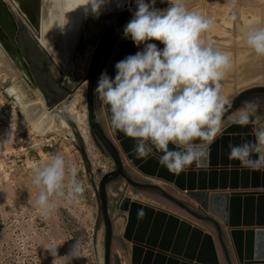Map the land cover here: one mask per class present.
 Masks as SVG:
<instances>
[{"label": "rangeland", "instance_id": "obj_1", "mask_svg": "<svg viewBox=\"0 0 264 264\" xmlns=\"http://www.w3.org/2000/svg\"><path fill=\"white\" fill-rule=\"evenodd\" d=\"M237 1L241 3H234L230 10L225 9L223 0H213L210 5L206 0H172L137 10L164 17L185 40L189 58L188 82L178 90L174 115L190 134L203 128L241 92L264 86V0L263 5L253 7L259 17L249 26H244L241 19L242 9L247 6L244 3L258 2ZM7 4L18 18L19 45L50 109L56 111L58 101L64 97L77 99L84 133L75 131L66 115L68 129L52 120L44 132L36 130V125L24 114L25 106L39 103L34 90L21 76L17 81L0 76V264H104L105 228L97 191L101 179L112 172L115 165L91 136L87 120V84L82 83L92 51L115 15L86 21L72 56V69L64 72L38 43L32 28L14 6ZM248 9L246 14L251 20L254 11ZM223 16L233 18L234 28L223 26ZM220 29L232 34L224 37ZM139 30L158 32L167 39L173 73L178 60L163 28L151 22H130L118 32L117 38L120 40ZM238 36L244 38L240 46ZM187 38L192 41L191 50L187 47ZM238 51H244L242 57ZM226 89L230 90L227 94ZM49 111L43 115L52 113ZM98 115L101 118V112ZM241 116L245 120L250 116L256 120L260 138V125L264 124L263 98H255L247 109L242 108L230 116L218 134ZM69 134L72 139L68 138ZM172 134L177 143L184 145ZM22 145L27 149L21 150ZM261 146L264 149V144ZM123 162L132 180L158 185L192 210L206 215L198 211L199 205L174 186L143 176L125 158ZM107 192L114 235L110 264H130L132 245L124 239L127 213L120 209L128 197L212 231L207 222L198 220L157 190L135 188L119 178L108 183Z\"/></svg>", "mask_w": 264, "mask_h": 264}, {"label": "water", "instance_id": "obj_2", "mask_svg": "<svg viewBox=\"0 0 264 264\" xmlns=\"http://www.w3.org/2000/svg\"><path fill=\"white\" fill-rule=\"evenodd\" d=\"M13 1L38 43L49 53V48L40 41L43 0ZM129 3L124 7L128 8ZM114 15L115 19L92 51L82 83L87 84L91 136L115 165L114 170L101 179L97 191L105 228L104 264L111 263L114 236L107 185L119 178L135 188L159 191L198 220L207 222L212 229L208 232L163 209L128 197L120 209L127 213L124 239L132 245L130 264H264V156L256 120L250 117L248 122H233L218 134L230 116L242 108L247 109L255 98L264 99V86L241 92L203 128L190 134L174 115L178 89L189 69L182 34L153 12L134 10ZM136 21L151 22L163 28L177 55L178 65L163 93L159 91V81L167 54V39L159 33H136L121 42L117 38L126 24ZM18 32L17 16L5 0H0V48L18 74L31 89L41 93L50 108L24 57ZM114 49L116 54L109 60ZM107 65L110 70L106 72L107 84L100 101ZM67 100L72 101L68 97L58 101V108ZM65 114L73 124L71 114ZM172 133L184 145L177 143ZM123 158L143 176L172 185L189 196L199 205L198 211L206 215L192 210L158 185L132 180Z\"/></svg>", "mask_w": 264, "mask_h": 264}, {"label": "bare ground", "instance_id": "obj_3", "mask_svg": "<svg viewBox=\"0 0 264 264\" xmlns=\"http://www.w3.org/2000/svg\"><path fill=\"white\" fill-rule=\"evenodd\" d=\"M128 1H130L129 7L125 8L124 4H126ZM168 1L170 2L172 0H43V18H42L43 36L40 39V41L44 46L49 48L48 50L49 53L54 57L55 61L57 62V65L60 66L62 71L65 72L72 69V56L85 20L95 17L105 16V15L119 14L126 11L141 10L148 8L150 6H158L165 2L168 3ZM211 1L213 0H206L205 3L209 4L211 3ZM223 1H225L226 3L224 7L227 10H230L234 6V3L235 4L241 3L237 0H223ZM9 2L14 6L16 11L19 12L17 4L13 0H9ZM253 2H258V4L252 3V1L250 3L243 2L245 5H247L246 7L244 6V8L242 9L241 19L244 22L243 24H245L244 26H249L250 24H253L256 20H258L259 17L258 14L255 15V13H257V10L256 9L254 10L253 7L260 6V4L263 3V0H256ZM248 8L249 9L251 8L254 11V13H252L253 18L251 20L246 14V10ZM155 14L158 15L157 13ZM214 20H216V17L214 18ZM222 23L223 26H225L226 28L227 27L234 28L233 18L224 17L222 18ZM171 25L173 26L172 23ZM222 29L219 30V32L220 31L222 32V36L227 37L232 34V32L230 31L224 33L225 31H222ZM243 40L244 38L240 37L237 41L238 42L237 44L239 46L242 45ZM186 43H188L187 47L189 48V50H191L193 48L192 41L188 40V42ZM242 54H244V51H238L239 57L240 56L242 57ZM82 66L85 67L86 65L82 64ZM0 76L5 78H11L13 81H17V79H19L20 76L18 72L14 69V67L11 65V63L8 61L7 56L5 55V53L1 48H0ZM187 80L188 79L184 80L182 84L185 85ZM229 92H230L229 89L225 90V94ZM34 94L36 95V98L38 99L39 103L25 106L24 114L32 124L36 125L35 126L36 130H38L39 132H44L52 123V120L57 122L62 128L68 129L67 126L70 127V125L66 120L65 112H69L71 114V120L73 124H75L73 125L74 128L76 129L75 131L77 132L80 131L84 133L81 128L83 121L81 119V115L78 112L77 99L72 100L70 102H68L67 100L65 103L61 105L60 109L58 108L55 111V110H51L50 108L46 109V107L44 106L45 104L42 95L38 90L34 91ZM48 110H50L52 113L43 115ZM70 132L71 133L74 132L73 128L72 130H70ZM68 138L72 139V135L69 134ZM263 156H264V150H263Z\"/></svg>", "mask_w": 264, "mask_h": 264}, {"label": "crops", "instance_id": "obj_4", "mask_svg": "<svg viewBox=\"0 0 264 264\" xmlns=\"http://www.w3.org/2000/svg\"><path fill=\"white\" fill-rule=\"evenodd\" d=\"M136 33H158V32H151V31H137V32H134V33H130L129 35H126V36H123L119 42L123 41L124 39L130 37L131 35L133 34H136ZM116 54V50L114 49L110 54H109V60H111ZM171 51L169 49V46L167 47V54H166V59H165V62H164V65H163V68H162V73H161V76H160V81H159V91L160 93L165 90V85L167 83V80L168 78L170 77V75L172 74V60L171 59ZM109 62V61H108ZM110 70L108 65L106 66V69H105V73H104V76H103V79H102V84H101V92H100V101L104 98L103 95H104V87H105V84L106 83V72ZM242 118L241 119H238L237 121H234V122H238V121H246L248 122L247 120L249 119H246L241 116ZM251 117V116H250ZM260 133H261V142L260 144H264V124L260 125ZM264 150V149H263ZM204 228V227H202ZM205 229V228H204ZM207 230V229H206ZM208 232H212L210 230H207Z\"/></svg>", "mask_w": 264, "mask_h": 264}, {"label": "built area", "instance_id": "obj_5", "mask_svg": "<svg viewBox=\"0 0 264 264\" xmlns=\"http://www.w3.org/2000/svg\"><path fill=\"white\" fill-rule=\"evenodd\" d=\"M5 1H6L7 3H10L9 0H5ZM10 4H11V3H10ZM20 149H21V150H26L27 148H26L25 146L22 145V146L20 147Z\"/></svg>", "mask_w": 264, "mask_h": 264}, {"label": "flooded vegetation", "instance_id": "obj_6", "mask_svg": "<svg viewBox=\"0 0 264 264\" xmlns=\"http://www.w3.org/2000/svg\"><path fill=\"white\" fill-rule=\"evenodd\" d=\"M175 56H176V58H177V55H176V54H175ZM175 56H174V57H175ZM177 60H178V58H177Z\"/></svg>", "mask_w": 264, "mask_h": 264}]
</instances>
